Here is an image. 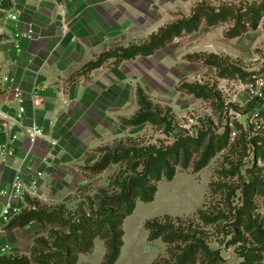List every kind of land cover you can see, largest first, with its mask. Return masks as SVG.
<instances>
[{
  "label": "rangeland",
  "instance_id": "obj_1",
  "mask_svg": "<svg viewBox=\"0 0 264 264\" xmlns=\"http://www.w3.org/2000/svg\"><path fill=\"white\" fill-rule=\"evenodd\" d=\"M118 5L111 10L115 18L103 19L96 35V60H103L96 85L87 74L81 82L96 92L95 107L83 114H88L87 127L76 125L59 142L73 159L65 165L63 201L47 208L61 212L67 225H49L28 264H60L55 254L67 248L76 257L80 245L70 224L86 217L95 227L104 214V198L120 193L117 181L131 174L126 161L98 174L90 169L103 148L161 147L182 135L200 140V146L188 148L189 168L178 165L172 181L150 180L158 195L139 211L168 226L162 232L169 242L159 239L156 264H264V249L248 229L253 222L264 230V0H126ZM173 26L178 28L152 54L121 59V49L149 43L152 35ZM83 71L77 68L69 78L76 82ZM140 98L156 119L129 125L126 120L141 109ZM209 143L216 153L195 171ZM124 208L116 207L115 214L121 216ZM64 236L70 237L59 240ZM140 244L144 257L156 255L155 245Z\"/></svg>",
  "mask_w": 264,
  "mask_h": 264
},
{
  "label": "crops",
  "instance_id": "obj_2",
  "mask_svg": "<svg viewBox=\"0 0 264 264\" xmlns=\"http://www.w3.org/2000/svg\"><path fill=\"white\" fill-rule=\"evenodd\" d=\"M125 1L12 0L11 7L22 15L17 22H0L4 31L0 36V76L9 74L12 78L4 83L9 89L0 94V109L10 114L16 112L18 102L11 89L19 88L25 100L24 123L40 125L45 136L32 146L22 135L13 142L11 154L0 152V201H4L1 192L11 187L18 173L28 188L27 197L40 206L49 208L63 201L68 182L65 165L73 158L65 154L67 146L59 142L63 132L87 123L83 118L88 114H83L96 105V92L81 83L89 76L90 85L95 86L96 68L77 72L81 77L76 82L69 75L96 61V35L102 30L101 22L115 18L111 10ZM31 27L34 34L29 36ZM92 116L95 117L94 111ZM86 127L82 126V130ZM6 141L7 137L0 132V143ZM33 182H37V187ZM157 195L158 191L155 198ZM152 202L137 201L133 213L124 219L123 246L114 264H153L158 259L162 242L150 240L145 226L156 217L139 215L141 207ZM47 229L37 221L12 230L0 223V257L29 258L37 239L45 237ZM140 243L155 245L156 255L145 258ZM105 254V242L97 237L91 251L78 255L76 264H102Z\"/></svg>",
  "mask_w": 264,
  "mask_h": 264
},
{
  "label": "trees",
  "instance_id": "obj_3",
  "mask_svg": "<svg viewBox=\"0 0 264 264\" xmlns=\"http://www.w3.org/2000/svg\"><path fill=\"white\" fill-rule=\"evenodd\" d=\"M209 17L210 16L207 17L208 21L210 23L213 22L214 18ZM177 28L178 26H173L166 31L163 30L159 35H152L151 41L144 45H133L129 48L121 49V59L129 60L137 55L152 54L156 49L163 45L164 37L171 35ZM102 64L103 60L101 59L91 61L84 67V70L91 71L95 68L101 67ZM140 103V111L129 120H126L129 125L137 126L156 119V114L152 110L147 108L145 109L146 102L143 98H140ZM159 120L163 121L162 119ZM198 145L200 146L199 137L182 135L172 144L161 147L149 145L142 148L116 147L112 150L107 147L103 148V155L90 168L94 174L101 173L111 164L123 161L128 163L127 167L130 169L131 174L125 178H120L117 181L120 187V193L118 195L110 197L107 196L104 198V202L100 204L101 211L104 214L99 219L95 227H93L94 224L87 223L88 221L86 217L79 219L77 224H70V226L74 227V237L72 238L78 242V245H80L78 255L80 253H87L91 251L94 239L99 237L104 240L106 246V254L102 264H114L118 260L123 246L124 219L133 213L137 201L148 203L155 199L157 185L150 184V180H155L156 182H160L163 178L169 181L173 180L176 174V167L178 165H182L184 168H189L190 166L191 159L189 157L188 148ZM211 147L212 144L209 143V146L205 148L199 160L194 163L195 171L203 169L215 155L216 152ZM140 167H142V170H139ZM257 190L258 188H256V191ZM26 201L32 206V200L27 196ZM38 206H40L39 203L36 205V208H31L29 210H27L28 208L24 209L5 227L6 230L25 227L33 221L40 222L45 226H49L51 224L67 225V222L62 219L61 212L57 213L54 211L51 213L50 211L52 210H49L46 206H41L40 208H38ZM116 207H125L121 216L115 214L114 210ZM107 209L111 210H108L107 212ZM116 219L117 222L120 221L119 223L121 224V228L119 229L117 227L118 224L116 223ZM160 219L161 218L156 217L146 222L145 226L150 233L149 239H161L163 242H169V236H164L162 232V230L167 229L168 226L160 224ZM248 229L252 231L255 241L264 249V230L262 227L257 223L252 222L248 226ZM88 231L94 232L90 234L91 232ZM78 233H81L82 236L80 237ZM68 237L70 236H64V238L61 237L59 240L66 239ZM42 241L43 240L40 238L37 239L36 243L39 244ZM65 252V254L63 252L55 254V256L59 258L61 262L60 264H76L78 261V255L71 258L69 256L68 248ZM156 263L157 260L153 264ZM0 264H28V262L26 257L8 258L6 256H1Z\"/></svg>",
  "mask_w": 264,
  "mask_h": 264
},
{
  "label": "built area",
  "instance_id": "obj_4",
  "mask_svg": "<svg viewBox=\"0 0 264 264\" xmlns=\"http://www.w3.org/2000/svg\"><path fill=\"white\" fill-rule=\"evenodd\" d=\"M12 0H0V22H17L22 12L14 11L11 7ZM4 34V31L0 28V36ZM34 34V29L31 27L28 30V35L32 36ZM12 78L9 74L0 76V94H5L8 89L4 83H9ZM13 99L18 102V107L14 114H10L2 109H0V132L2 135L7 137L5 143H0V152L3 155L11 154L13 151V142L17 140L20 136L24 135L33 146L40 139L45 136V131L40 125L33 123L27 125L24 123V117L26 113V107L24 105V94L19 88H12ZM33 186L37 187V182H33ZM29 191L26 187L23 178L20 173L17 174L11 187L2 191L1 195L4 198L2 212L0 214V223L6 227L12 219L19 215L25 208H36V206H31L26 201V196ZM25 204L23 208L20 204Z\"/></svg>",
  "mask_w": 264,
  "mask_h": 264
},
{
  "label": "water",
  "instance_id": "obj_5",
  "mask_svg": "<svg viewBox=\"0 0 264 264\" xmlns=\"http://www.w3.org/2000/svg\"><path fill=\"white\" fill-rule=\"evenodd\" d=\"M2 208H3V203H2V201H0V214L2 212Z\"/></svg>",
  "mask_w": 264,
  "mask_h": 264
}]
</instances>
